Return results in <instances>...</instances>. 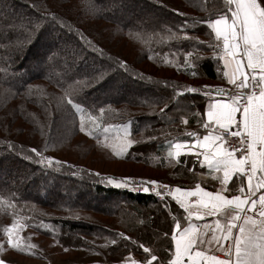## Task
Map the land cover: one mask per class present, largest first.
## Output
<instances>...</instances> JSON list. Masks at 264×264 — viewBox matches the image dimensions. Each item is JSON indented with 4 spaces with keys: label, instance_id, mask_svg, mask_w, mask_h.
<instances>
[{
    "label": "trees",
    "instance_id": "16d2710c",
    "mask_svg": "<svg viewBox=\"0 0 264 264\" xmlns=\"http://www.w3.org/2000/svg\"><path fill=\"white\" fill-rule=\"evenodd\" d=\"M221 11L224 0H0V231L19 224L24 243L36 234L56 249L13 248L9 264H67L73 253L86 264H123L132 254L145 262L140 244L162 262L170 257L173 217L183 214L176 202L112 185L107 178L122 175L98 165H141L146 184L199 183L198 162L177 163L168 151L201 131L204 86L232 89L203 22ZM68 98L97 130H80ZM124 124L135 143L118 157L103 129Z\"/></svg>",
    "mask_w": 264,
    "mask_h": 264
},
{
    "label": "snow or ice",
    "instance_id": "6c2138e0",
    "mask_svg": "<svg viewBox=\"0 0 264 264\" xmlns=\"http://www.w3.org/2000/svg\"><path fill=\"white\" fill-rule=\"evenodd\" d=\"M224 5L226 11L203 22L214 34L216 43L209 47H214L223 62V78L232 89L204 86L203 95L209 98L202 121L205 134L188 133L191 142L177 141L168 151L169 159L177 163L182 149H186L183 154L195 155L202 167L214 173L220 188L209 191L197 183L194 188L177 186L166 193L186 213V223L173 217L172 249L166 264H264V0H224ZM198 91L186 89L188 93ZM66 103L77 112L83 111L70 98ZM80 120V130L84 131L85 116L81 115ZM123 132L128 136L129 129L125 127ZM134 143L127 140L121 151ZM31 151L40 155L36 149ZM46 159L52 163L53 158ZM108 180L123 186L113 178ZM148 183L169 188L157 181ZM143 191L147 193L149 188ZM156 195L163 199L159 191ZM206 217L213 221L203 225L193 222V218L200 221ZM7 243L27 251L18 237L13 240L9 236ZM139 247L150 256L145 264L158 260L148 247ZM209 252H220L223 258ZM0 264L6 262L0 260ZM130 264L140 262L131 260Z\"/></svg>",
    "mask_w": 264,
    "mask_h": 264
},
{
    "label": "rangeland",
    "instance_id": "374dc122",
    "mask_svg": "<svg viewBox=\"0 0 264 264\" xmlns=\"http://www.w3.org/2000/svg\"><path fill=\"white\" fill-rule=\"evenodd\" d=\"M74 110L77 113V115L79 116V118L81 117V115L85 116V131L86 132L93 133L95 130H97L99 128V121L97 119L94 118L92 120H89L88 119L89 116L86 113H84V111L77 112L75 108H74ZM125 127H127L129 129L128 136L124 135L123 128H125ZM105 128L109 129L108 132H106V133L104 132ZM105 128L103 129V132L109 136V139H108L107 143H105V145L116 156L124 157L127 154V152L129 151L131 146L127 147L125 151H121V148L125 147L126 141L131 139V125L130 124L109 125V126H106ZM49 157L53 158L51 156H49ZM49 157L43 158V162L48 164V165H50V164L48 163V160L46 158H49ZM52 161H53V159H52ZM68 162H65L66 167H69ZM80 162H81V160H80ZM84 162L85 163H92L90 157L87 158L86 160H84ZM101 162L99 163L98 166H100V168L102 170H104L103 168H105V165H107V168L109 169V171H107V172H109V174H113V173L116 174L117 173L118 175H122V177L116 178V180H117L116 182H119L121 185H123L120 187L124 188L125 191L128 190V186L127 185L125 186V183H124L126 178L131 177V178H138L139 179L142 174L143 175H144V173H145V175L147 174L146 173L147 171L145 172L143 170V166H141V165H135L133 163H128V162L127 163H125V162H112L110 164H107L104 162L101 163ZM85 163H83V164L85 165ZM79 164H82V163H79ZM74 166L76 168H78V166H76V165H74ZM98 166H94L93 168L96 169V167H98ZM143 171H144V173H143ZM109 183L112 185H116V183H112V182H109ZM17 226H15V227L9 226L8 229H10V232H8V233H6V231L5 232H2V230L0 231V245H2V250H0V260L5 261L6 264H9V262H15V261H17V258H18L14 253H12L10 251V250H13V247H11L7 243L9 236H11V238L13 240H16L18 237L19 241H22V247H26L29 250L32 249V247H28L29 245L32 244V245L37 246V252L40 256L43 255V252H41V254H40L41 250L42 251L45 250L49 255H50V252L56 250L55 248H53L50 245V240L42 239L39 236H37L36 234H33L34 240H32V241L30 240L29 244L24 243V241H26L25 237H26V234H28V230L24 232L20 228L19 224ZM33 249L35 250L36 248L34 247ZM152 254H154V253L152 252ZM80 255L81 254L73 253V255L66 257V260L64 262H66L67 264H86L89 262V259L87 260L86 258L83 257V255H81V256ZM78 256H80L81 258H79ZM132 256L136 257L133 254H132ZM55 257H56V259H55ZM55 257H54V260L56 261V263H61L65 259L64 256L57 255ZM72 257L74 259H76V261H74V262L69 261V260H71ZM126 258H125V260H126ZM138 258L141 260L143 258V256H140V257L138 256ZM163 259H165V258H163ZM19 260H20V262H22V264H24V263L25 264H46L40 260H31L30 261V260H24L22 258H19ZM125 260H124V262H125ZM143 261H146V260L143 259ZM62 264H64V263H62Z\"/></svg>",
    "mask_w": 264,
    "mask_h": 264
},
{
    "label": "crops",
    "instance_id": "0c3cea01",
    "mask_svg": "<svg viewBox=\"0 0 264 264\" xmlns=\"http://www.w3.org/2000/svg\"><path fill=\"white\" fill-rule=\"evenodd\" d=\"M222 65H223V62H222ZM226 85H227L228 87H232L231 85H229V84L227 83V81H226ZM208 103H209V101H208V102L206 103V105L203 106L202 109H201V110H202V113H201V114H202V116H203V119H204V112H205V110H206V108H207ZM192 132L199 133L201 136H202L203 134H205V130L203 129V127H202L201 131H198V130H191L189 133H192ZM187 134H188V133H187ZM186 137H188V140H187V141L191 142V137H189L188 135H186ZM181 151H182V155H181V156H189V157H191V158H194L195 162H197V157H196L195 155H192V154H183V153L186 152V149H182ZM194 151H199V149H194ZM200 159H202V157H200ZM198 167H199V170H200V171H198L197 169L194 170V168H193L192 170H193L194 172L196 171L197 174H196L195 176H197V178H198V180H199V184H201L202 187H204L205 189H207V190H209V191H215V190H217L218 188H220L219 181L213 179V175H214V173H209V170L207 169V167H202L200 163H198ZM215 175H219V174H215ZM192 177H193V179H194V175H192ZM195 185H196V184L192 185L191 188H194ZM186 189H187V188H186ZM181 210H182V209H181ZM182 211H183V210H182ZM185 216H186V213H184V211H183L182 218H181L182 223H186V221H184V219H183ZM212 221H213V218H212V217H206L204 220H200V221H197V220H195V218H193V222H194V223H198V224H200V225H203V224H205V223H211ZM201 230L203 231L204 229L202 228ZM209 234H210V233H209ZM225 243H226V242H225ZM209 254L220 255V256L223 258V254L220 253V252H215V253H213V252H209ZM169 258H170V257H169ZM169 258H168V259H169ZM148 259H150V257H149ZM148 259H147V260H148ZM168 259H165V262H162V261H160L159 258H158V260H157V261H154L153 264H166V262H167ZM131 260L139 261L140 264H145V262H146V261H145V262H142V261H140L139 258L130 255V256H128V257L126 258L125 262H123V263H124V264H130V261H131Z\"/></svg>",
    "mask_w": 264,
    "mask_h": 264
},
{
    "label": "built area",
    "instance_id": "2783aa9c",
    "mask_svg": "<svg viewBox=\"0 0 264 264\" xmlns=\"http://www.w3.org/2000/svg\"><path fill=\"white\" fill-rule=\"evenodd\" d=\"M212 87H223L224 86H220V85H211ZM125 186L127 185L128 186V192L130 193H133V194H145L146 192L143 191V189L145 187L149 188V192H147L149 195L155 197L156 200L158 201H165V200H168V199H172L171 196H168L166 193L169 191V190H174L175 187L173 186H169V188H164V187H160L158 185H152V184H146V182H144L141 178H126L125 179ZM159 185H165V184H162V183H159ZM152 189H155V191H153ZM156 191H159L161 193V195L163 196V199L161 198V196H157L156 195Z\"/></svg>",
    "mask_w": 264,
    "mask_h": 264
}]
</instances>
